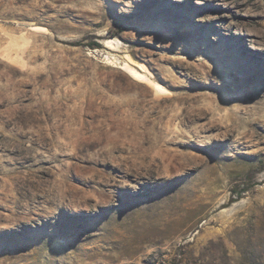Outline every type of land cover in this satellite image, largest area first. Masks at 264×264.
I'll return each mask as SVG.
<instances>
[{
	"label": "rangeland",
	"instance_id": "1",
	"mask_svg": "<svg viewBox=\"0 0 264 264\" xmlns=\"http://www.w3.org/2000/svg\"><path fill=\"white\" fill-rule=\"evenodd\" d=\"M211 4L0 0V264H264V0Z\"/></svg>",
	"mask_w": 264,
	"mask_h": 264
},
{
	"label": "bare ground",
	"instance_id": "2",
	"mask_svg": "<svg viewBox=\"0 0 264 264\" xmlns=\"http://www.w3.org/2000/svg\"><path fill=\"white\" fill-rule=\"evenodd\" d=\"M211 1H212L211 9H212V12L215 13V17H220V18L224 17L225 13L220 10L221 7L224 6V8L230 9V14L234 15L236 17L234 19L233 25L237 29H240L241 27L244 26V24H245L244 20L251 16V14L253 13V9L256 7V0H211ZM256 14H260V12H256ZM225 28L230 31L231 25L229 23H226ZM103 44L106 47H109L111 49L114 48L113 47L114 44L110 41V39H105L103 41ZM128 58H130V57L128 56ZM130 61L131 60H128V62H125L123 65H121L122 70H124L129 76H131L133 79H135L137 81H141L142 83H145L147 81L150 82L152 84V87L156 91H159L160 93L166 92L167 88L165 89L163 87L164 85H161V83L152 81L153 79L152 80L149 79V77L146 74V69L141 63L137 62V64L136 63L132 64ZM31 182H33V189H35V188L37 189V187L40 185L38 182H36V183L34 181H31Z\"/></svg>",
	"mask_w": 264,
	"mask_h": 264
},
{
	"label": "trees",
	"instance_id": "3",
	"mask_svg": "<svg viewBox=\"0 0 264 264\" xmlns=\"http://www.w3.org/2000/svg\"><path fill=\"white\" fill-rule=\"evenodd\" d=\"M95 45H96V46H99V44H98V43H95Z\"/></svg>",
	"mask_w": 264,
	"mask_h": 264
}]
</instances>
